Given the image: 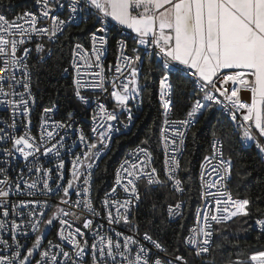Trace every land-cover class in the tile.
Returning a JSON list of instances; mask_svg holds the SVG:
<instances>
[{
	"label": "snow or ice",
	"instance_id": "obj_1",
	"mask_svg": "<svg viewBox=\"0 0 264 264\" xmlns=\"http://www.w3.org/2000/svg\"><path fill=\"white\" fill-rule=\"evenodd\" d=\"M36 4L39 6V16L25 12L9 21L5 15L0 14V96L5 97L3 102L12 107L13 117L17 110L27 116L29 103L35 99L31 95L27 65L32 50L24 47L22 54L18 56V49L34 35L55 41L66 24L77 23L79 18L91 15L100 25L90 35L91 50L80 43L75 44L72 49L71 67L76 73V96L87 104L89 101L80 94V89L87 86L107 92V82L112 88L110 96L114 98L118 108L127 111L131 121L133 116L128 102L136 99L141 92L139 69L136 67L141 56L136 48L133 49L136 55H125L127 45L118 41L120 55L117 57L114 74L108 79L102 63L107 34L116 26H123L136 34L134 39L139 45L151 48L148 53L149 62L151 64L155 58L161 73L159 89L164 109L161 135L166 150L165 174L175 191L183 193L182 181L176 178L179 162L175 155L179 151L177 141L182 145L185 137V131L181 129H186L205 108L218 106L227 112L231 121L242 130L243 139L255 142L259 152L264 153V143H261L264 140V0H66V3L61 0H36ZM56 8H66L69 12L68 20L53 15ZM40 19L50 20V24L38 26ZM35 51L43 52L44 45L37 43ZM93 68L98 71H85ZM111 70L110 65L108 71ZM64 71L67 72L68 69ZM181 73L184 78L193 82L202 97L195 101L187 113V119L173 120L170 119V75L179 76ZM85 77L90 78L87 83ZM5 83L8 85L7 90L3 86ZM18 85L23 86V92L16 91ZM242 90L250 92V103L242 99ZM98 108L99 112L92 117L94 123L98 117L108 122L118 119L115 110L108 112L102 104H98ZM50 112V109H45L41 128L50 126L53 130L42 131L39 139L32 136L27 127L24 134L15 135V119L8 125V130L0 128V141L11 142L10 148L0 149L5 157L4 163L9 162V157L19 154L25 161L32 158L33 164L29 172L41 174L29 184L23 181L21 173L14 186L16 192L22 191L21 183L28 189H36L38 183H42L43 190L52 191L49 178L53 170L44 169L39 164L42 155H55L59 159L55 171L58 180L64 179L62 170L65 162L60 159V149L65 148V138L60 137L43 149L41 145H48L54 140L57 129L70 127L71 123L52 121L49 125ZM71 118L72 114L69 113V121ZM100 127L105 125L101 124ZM112 128L111 123L107 124L105 132H99L97 127H93L92 132L99 135L97 142H89L81 133L79 140L87 150L77 154L71 161L73 167L67 185L56 184V192L62 190L63 196L56 205V211L47 220L43 219L45 209L49 207L47 201H20L11 205L10 213L7 201L13 190L12 182L7 178L0 179V248L10 253L0 252V264H33V260L35 264H80L89 249L91 264H187L182 256H176L175 262L167 257L163 260L159 256L153 259L151 249L145 248L134 235L115 232V240L112 235H100L103 226L94 225V220L85 215L90 213L95 217L100 214L89 196L91 173H87L82 187H77V181L93 167L94 158H99L100 149L97 144L107 147L106 141L111 138ZM169 147L172 153L170 156L167 155ZM212 148V155L206 156V163L201 165L200 198L203 204L196 212L200 226L191 230L186 240L187 244L195 246L197 257H203L210 251L212 222L221 224L237 216L249 215L250 200L233 198L226 189L225 181L231 175V157L225 159L222 149H218L216 143H213ZM130 155L135 158L134 161L126 160L116 173V184L122 188L127 198L123 201L109 199L116 195L117 188L114 187L101 202L109 225L119 224L121 221L129 223L133 200L140 199L138 181L146 179L150 185L162 183L158 179L157 170L150 167L151 153L146 148L138 147ZM214 160L217 163L213 164ZM6 172V168H0V175H6ZM213 189L216 191H212ZM73 192L77 197L75 201L70 198ZM182 206V201L168 205L169 216L181 215L179 210ZM25 208L29 209L26 220L24 213L19 211ZM17 216L21 218L20 223H17ZM54 221H58L60 226L57 232L60 241L71 245V251H66L63 243L53 241H48V248L42 249L43 234L36 235L32 246L22 251L26 246L17 239L22 228H31L36 233L40 231L41 224L53 226ZM77 221L82 224V228L75 226ZM255 223L264 229V218L256 219ZM82 229L93 233L91 245ZM5 232L10 234L11 242L2 235ZM201 236L203 239H200ZM143 239L149 241L157 251H166L160 242L153 240L147 233ZM133 245L136 246L134 254ZM37 255L40 259H35ZM208 264H214V261H209ZM233 264H264V251L253 252L247 261L237 258Z\"/></svg>",
	"mask_w": 264,
	"mask_h": 264
},
{
	"label": "trees",
	"instance_id": "obj_2",
	"mask_svg": "<svg viewBox=\"0 0 264 264\" xmlns=\"http://www.w3.org/2000/svg\"><path fill=\"white\" fill-rule=\"evenodd\" d=\"M34 1L0 0V11L13 15L31 7ZM96 26L91 17L69 26L52 45L50 58L43 62L35 58L29 60L39 109L55 103L60 104L63 111L75 107L72 82L63 75V69L68 63L73 42L86 40ZM120 37L121 31L117 28L110 30L112 48ZM156 65L157 61L154 58L150 64L149 56L144 57L140 76V82L145 85L142 90L144 108L137 117L132 131L117 137L108 154L99 162L93 180L95 203L112 184L116 167L129 146L145 145L152 151L157 161H160L161 73ZM172 81L174 114L176 117H187L199 95L189 79L174 74ZM215 137L222 139L224 155L226 158L231 157L232 160L230 179L232 194L248 198L250 205L248 216H237L229 222H224V227L219 232L215 231L206 264L209 261H214V264H233L237 258L247 261L253 252L264 251V230L254 225L255 218H264V158L254 144L249 146L244 144L242 130L236 128L231 119L215 107L206 108L198 113L187 135L180 172L185 186L183 196L185 208L182 217L174 222L168 219L166 207L176 200V194L168 186H157L146 190L144 200L136 212V218L141 232L160 242L167 254L174 257L184 256L194 262L192 252L185 245L184 238L194 220L199 203V168L210 152L211 141ZM55 228L56 225L49 233V239L55 236Z\"/></svg>",
	"mask_w": 264,
	"mask_h": 264
},
{
	"label": "built area",
	"instance_id": "obj_3",
	"mask_svg": "<svg viewBox=\"0 0 264 264\" xmlns=\"http://www.w3.org/2000/svg\"><path fill=\"white\" fill-rule=\"evenodd\" d=\"M61 2H65L66 0H61ZM25 12H32L35 13L37 16H39V6L36 4V0L34 1L33 5L29 8L23 9L22 11H19L16 14L10 15L7 12L4 11H0V14H3L6 16V18L11 21L13 20L15 17L22 15ZM53 15H58L61 19L64 20H68L69 18V12L67 11V9L65 8L64 10H61L59 8L54 9ZM92 18L93 21L96 23V18L94 16H86V17H81L79 18L77 23H71V24H66V26L64 27L63 31L61 34L57 35V38L55 41H49L47 39V37H37V36H33L31 40L27 41L24 45H22L20 47V49H18L17 55H21L23 52V48L24 47H28L30 48L32 51L30 53V55L28 56L27 59V65L30 71V90H31V95L35 98L34 102L29 103V114L27 116H24L21 114V112L19 110L16 111L15 116L13 117V109L12 107L7 104L4 103L3 101L5 100V97L0 96V128L6 129L8 130V125H10L13 121V119H15L16 124H17V128L15 130V135H21L24 134L26 127L27 130L30 131V134L34 137H36L37 139H39L41 132L42 131H52L53 129L50 126L45 127L44 129L41 128V125L43 123L42 118L44 117V113H45V109H50L51 112L49 113V117H48V124L50 125L52 121H62L65 124L71 123L70 127H65V128H60L56 130V134L54 136V140L49 142L48 145H41V148L43 149L44 146H50L51 143H54L56 140H59L60 137H64V143H65V148L60 149V159H63L65 162V167L62 170L63 171V176L64 179L63 180H58L57 179V173L55 171V166L56 164L59 162V159L55 156V155H50V156H41L39 159V164H41L43 166L44 169H52V173L51 176L49 178V185L50 188L52 189L51 192H46L45 190H43V186L42 183H38L37 188L36 189H28L25 187L24 183H21V189L22 191L20 192H16L15 191V183L18 181V179L20 178V174L23 173V181H27L29 184L32 183L34 180L37 179L38 176H40V173H37L35 171L29 172V168L32 167L33 164V160L32 158H30L28 161H25L19 154H15L12 157H9L8 160L9 162L7 164L4 163L5 157L2 151H0V168H6L7 172L6 175H0V179H9L12 182V191L10 192V196L8 198V206H9V211L11 213V205L12 204H18L20 201H30V200H36V201H40V202H44L47 201L49 204V207L47 209H45V216L43 217V219L45 220L47 218L48 213L50 212V210L57 204H59L61 197L63 196V192L62 190L60 192H56V184L57 183H62L63 185H67V180L71 179V172H72V163L71 161L73 160V158L80 153H83L84 151H86L87 149L85 148V145L82 144L79 140V136L81 135V133H83V135L87 138V140L89 142H93V139L96 138L98 136V133H94L92 132V128L93 127H97L99 132H105L106 128H107V124L111 123L113 128L112 131L110 133V140L106 141L107 147H103L100 152H99V158H95L94 162H93V167L89 170H87V172L81 176L80 180L77 181V187H82L83 186V180L84 178L87 177V173L90 172V183H89V187H90V199L92 200V203L94 205V207L96 208V210L100 213L99 215L93 217L90 213H85V215L88 218H92L94 220V225H102L103 228L100 230V235H112L113 239L115 240V232H122L125 235H134L136 236V238L139 240V242L141 244H143L145 246V248H149L152 251V258L155 259L157 256H159L162 260L165 259V257H167L168 259H171L175 262V257L171 256L169 254H167L165 251L164 252H159L157 251L155 248L152 247L151 243L149 241H146L143 239V236L145 233H142L140 230V226L138 223V220L136 218V212L139 209L141 203L144 200V196H145V192L148 188L150 187H157V186H168L171 188V190L174 191V193L176 194V200L174 202L169 203L170 204H175L178 201H182L183 202V206L182 208L179 210L181 215H175V216H169L168 214V205L166 207V213H167V217L170 221L174 222L176 220H178L179 218L182 217L183 213H184V208H185V199H184V192H185V186L183 183V180L181 178L180 172H181V158L182 155L184 153L185 150V146H186V139H187V135L188 132L190 130V128L192 127L193 123H194V119L193 122L186 128V129H181L183 131H185V137H184V141L183 144L181 145L179 143V140L177 141V145L179 148V151H177L175 153L176 155V159L179 162V168L177 170V176L176 178L180 179L182 181V188H183V193L177 192L174 190L173 185L171 182L168 181V178L165 174V160H166V150L164 147V141L161 135L162 129L164 128V124H163V106H162V102H161V97H160V89H159V102L161 105V124H160V130H159V142H160V146H161V158L160 161L158 162L155 155L152 153V151L146 147L145 145L142 144H134L131 145L127 148V150L125 151L123 157L121 158L120 162L118 163L115 173H114V177H113V181L112 184L110 185V187L104 192V194L101 195V197L99 198L98 202L95 203L93 201V180H94V172L98 167L99 162L101 161V159L108 154V152L110 151L114 140L121 136V135H126L129 134L136 122L137 117L140 115V113L142 112L143 108H144V103H143V94H142V90L144 88V84H142L140 82V76L142 74V65H143V60L144 57L148 56V53L151 52V48H145V46H141L138 44V42L134 39L136 34L133 33L131 30L122 28L120 26H116L115 28H117L119 31H121V37L117 40L118 41H123L127 47L125 49L124 54L127 56H134L137 53L133 51L134 48L137 49L139 55L141 56V61L136 63V67L139 69V76H138V81L140 83V85L142 86L141 88V92L140 95L136 98V99H131L128 102V107L131 108L132 110V120L129 121L128 119V114L126 110H122L120 108H118L114 98H112L110 96V93L112 91L111 86L106 82L105 83V87L108 89L107 92L99 89V88H91V87H82L80 89V94L84 97H86L88 99V103L85 104L83 103L81 100H79L76 96V91H75V85H74V80L76 79V73L74 71V69L71 67V60H72V49L74 47L75 44L80 43L82 44L86 49L91 50V40H90V35L86 40H76L73 42L72 46H71V50H70V55H69V60L67 65L64 67V69H68L67 72L64 71L63 69V75L65 77L70 78L71 82H72V86H73V98L75 101V107L68 110V111H63L61 109L60 104L55 103L53 105L50 106H46L43 109H39L38 106V96L36 94V92L33 89V84H32V72L30 69V64H29V60L31 58H35L40 62L46 61L48 58L51 57L52 55V45L54 43H56L60 37L64 34L65 30L73 25V24H79L89 18ZM110 19V18H109ZM114 23V22H113ZM50 24V20H46V19H40L38 26H47ZM97 24V23H96ZM100 25L97 24L96 28L93 30L96 31V29L99 27ZM92 33V32H91ZM116 42L115 47L112 48L111 45V40H110V31L107 34V44L105 45L104 48V53L102 56V63L104 65V69H105V76L108 79H111V77L114 74L115 71V66L117 63V57L120 55V48L118 46V43ZM37 43H42L44 45V51L41 53H37L35 51V46ZM155 59V58H154ZM111 65L112 70L108 71L109 66ZM85 71H98V69H85ZM174 74L170 75V82L172 84V90H171V99H172V104L170 106V119L173 120H184L187 119V117H176L174 114V84L172 81V76ZM181 76H183V74H180ZM90 78L85 77V83H87V81ZM190 80V79H189ZM191 81V80H190ZM192 82V81H191ZM193 84V82H192ZM4 88L7 90L8 85L7 83H5ZM193 88L197 91L198 93V98L202 97V93H200L197 89L196 86L193 84ZM16 91L17 92H23V86L22 85H18L16 86ZM14 98V97H11ZM197 98V99H198ZM196 99V100H197ZM242 99L245 102L250 103L251 102V94L250 92H245L242 90ZM195 100V101H196ZM195 103V102H194ZM98 104H102L105 106V108L107 109L108 112H113L115 110V114L118 116V119L116 121H111L108 122L104 119H101L98 117L97 121L94 123L93 122V115H96L99 112V108H98ZM216 109L220 110L222 113H224L227 117L230 118L229 114L225 111H222L220 109V107L218 106H213ZM206 109V108H205ZM205 109H203L202 111H204ZM69 113L72 114V118L71 121H69ZM28 121H30L31 123L28 124ZM7 122V123H5ZM233 125L237 127L235 122H232ZM104 124L105 127L101 128L100 125ZM213 143L217 144V148L218 149H222L223 151V155H224V146H223V141L221 138L219 137H215L212 139L211 141V146H210V152L208 153L207 156H211L212 155V151H213ZM261 143H264V140H261ZM244 144L246 146H249L251 144H255V142L253 141H247L244 140ZM11 147V142L10 141H0V149H4V148H10ZM146 148L147 151L149 153H151V163H150V167H154L157 170L158 173V179L162 182L160 184H148L146 179H142L140 181L137 182V187H138V192L140 195V199L138 201L133 200V203L130 207V212H129V223L125 224L123 221H121V223L119 224H112L109 225L107 220H106V210H104L103 206H102V201L105 199L106 194L110 193L112 188L116 187L117 188V192L115 196L109 197V199H117L120 201H123L124 199L127 198L126 194L123 192L122 188H120L117 184H116V173L117 170L120 168L121 164H123L126 160L129 161H134V157H132L130 155V153H132L134 150H136L137 148ZM68 149H71V151H68ZM171 153V147H169L168 151H167V155L170 156ZM262 157L264 158V153H261ZM224 158L227 159L224 155ZM205 160L203 159L202 164H205ZM217 163V161H213V164ZM201 165L199 168V176H198V182H199V190L201 192V188H200V174H201ZM213 179H215L213 177ZM230 179H231V175L230 178L227 179L225 181V185H226V189L231 192V187H230ZM212 191H216V189H213ZM31 192L32 194L29 195L28 193ZM233 198H244V197H237L234 196L232 194ZM71 200L75 201L77 199L75 193L73 192L71 195ZM203 204V201L201 200V198L199 197V203L196 207L195 210V214H194V220L191 223L189 230L184 238V242L185 245L187 246V248H189L192 252L193 258H194V262H191L190 260H188L186 257L182 256L185 258V260L187 261V264H206L207 261V257L209 256V253L204 254L203 257H197L195 254V246L193 245H189L186 243L187 238L189 237V235L191 234V230L198 228L200 225H198L197 222V218H196V212L198 208H201ZM62 207H67L64 205H61ZM73 211H76V209H72ZM21 212L24 213V219H27V213L29 211V209L25 208V209H21L19 210ZM0 212H2V209H0ZM2 218V217H0ZM11 215L9 217V219H11ZM236 218V217H234ZM232 218V220L234 219ZM17 219V223H20V216L16 217ZM256 219H254V225L261 229L256 223ZM229 222V221H228ZM42 225H40V229L42 228ZM56 228H55V236L49 239V235L47 236V238L44 240L43 244H42V249H46L48 248V241H53L54 243H63L64 249L66 251H71V245H69L66 241L61 242L57 232L59 229V223L57 221V223L55 224ZM215 222H212V228H213V236L211 239V247L213 245L214 242V236H215ZM76 227H81L82 228V224L77 221L75 224ZM264 230V229H261ZM82 231L85 232V238L88 240L89 245H91V243L93 242V233L91 231L88 230H84L82 229ZM26 233V234H25ZM38 234V232L33 233L31 228H22L21 232L17 234V239L19 240L20 244L25 245V249H22V251H26L27 247H31L36 235ZM2 235L4 236L5 239H9V242H11L10 240V234L5 232L2 233ZM149 235V234H148ZM49 239V240H48ZM200 239H203V237L201 236ZM155 240V239H153ZM164 248V247H163ZM133 249V254L135 253L136 250V246L133 245L132 246ZM211 249V248H210ZM0 252H3V254H10L9 252H4L2 248H0ZM35 259H40V257L37 255L35 257ZM119 257H118V261H119ZM33 264H35V260H33ZM80 264H91V251L89 249V252L87 253V255L81 259ZM110 264V262H109Z\"/></svg>",
	"mask_w": 264,
	"mask_h": 264
},
{
	"label": "rangeland",
	"instance_id": "obj_4",
	"mask_svg": "<svg viewBox=\"0 0 264 264\" xmlns=\"http://www.w3.org/2000/svg\"><path fill=\"white\" fill-rule=\"evenodd\" d=\"M254 132H255V131H254ZM98 140H99V135H98L96 138L93 139V142H97ZM97 148L101 150V149L103 148V146L100 145V144L98 143V144H97ZM94 151H95V150H94ZM94 160H95V158H94ZM89 162H92V161H89ZM85 167H86V165H85ZM55 211H56V205L50 210V212L48 213L47 218H46L45 220H47L50 216H52L53 212H55ZM56 223H57V221H54L53 226H54ZM53 226H46V225H44V224L42 225V228L40 229V231H39L38 234H37V235L43 234V237H44V238H43V240H42V244H43L44 240L47 238V236L49 235V233L51 232ZM222 227H224V223L216 224V226H215V231H216V232H219V230H220ZM34 241H35V240H34Z\"/></svg>",
	"mask_w": 264,
	"mask_h": 264
},
{
	"label": "crops",
	"instance_id": "obj_5",
	"mask_svg": "<svg viewBox=\"0 0 264 264\" xmlns=\"http://www.w3.org/2000/svg\"><path fill=\"white\" fill-rule=\"evenodd\" d=\"M120 27L127 29L126 27H123V26H120ZM128 30H130V29H128ZM254 131H255V130H254Z\"/></svg>",
	"mask_w": 264,
	"mask_h": 264
}]
</instances>
